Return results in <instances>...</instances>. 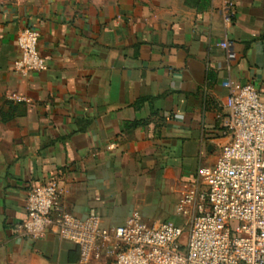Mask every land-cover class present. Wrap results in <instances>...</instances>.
<instances>
[{"label":"crops","instance_id":"crops-1","mask_svg":"<svg viewBox=\"0 0 264 264\" xmlns=\"http://www.w3.org/2000/svg\"><path fill=\"white\" fill-rule=\"evenodd\" d=\"M26 27L44 70L14 67ZM230 82L264 101V0H237L231 23L222 0H0V264H81L74 243L14 229L52 179L107 228L182 224L175 205L227 140Z\"/></svg>","mask_w":264,"mask_h":264},{"label":"built area","instance_id":"built-area-1","mask_svg":"<svg viewBox=\"0 0 264 264\" xmlns=\"http://www.w3.org/2000/svg\"><path fill=\"white\" fill-rule=\"evenodd\" d=\"M236 6L237 0H222L226 23L233 21ZM38 43L37 30L20 32L17 71L46 69ZM224 45L233 58L232 43ZM229 87L227 140L217 162L199 168L192 188L175 205L182 224L149 223L134 212L107 228L99 214L69 212L63 188L52 179L29 190L26 217L15 231L31 239L54 233L77 245L81 264H264V101L252 82Z\"/></svg>","mask_w":264,"mask_h":264}]
</instances>
